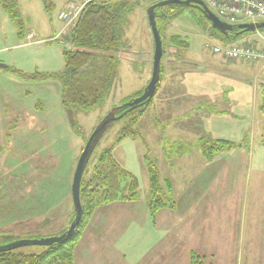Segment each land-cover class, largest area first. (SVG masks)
<instances>
[{
    "label": "rangeland",
    "instance_id": "obj_1",
    "mask_svg": "<svg viewBox=\"0 0 264 264\" xmlns=\"http://www.w3.org/2000/svg\"><path fill=\"white\" fill-rule=\"evenodd\" d=\"M17 1L25 23L24 38L0 4V246L15 242L5 238L10 235L48 239L69 228L74 212L72 180L84 147L114 108L129 103V98L148 86L155 49L147 16L152 3L130 0L136 7L126 16L121 35L125 48L110 95L90 112L65 109L60 81L22 78L11 71L43 76L65 69L63 53L67 45L72 48L70 32L75 26L63 31L58 15L65 0H48L54 4L52 10L46 9L44 0ZM162 8L180 15L172 21L158 19L164 41V76L137 129L161 173L162 185L168 179L179 192L178 215L188 210L193 197L204 198L195 212L203 217L209 239L213 238L217 248L214 254H198L205 264H264L260 262L264 261V237L261 243L253 232L264 234V115L259 109L262 95L258 88L264 82V61H228L215 54V46L228 45L211 31L196 5ZM176 35L189 41V50L172 48L169 38ZM234 44L252 45L264 53V31ZM177 58L188 62L180 63ZM178 69L196 74L195 80L184 84L187 93L203 96L202 118L193 119L191 106L184 105L181 97L169 113L164 109L161 113L158 101L154 102L171 70ZM168 87L171 92L176 89ZM138 112L135 109L112 122L90 157L87 179L100 153L116 144L126 121ZM175 116L184 117L186 123L172 126L174 137L167 133L172 128L165 123ZM196 129L204 131L199 139L193 137ZM216 140L231 143L240 152L219 153L215 145V157L209 162L203 146L209 145L211 151ZM184 152L187 161L181 164ZM113 154L137 178L139 200L95 212L80 234L75 264H186L184 255L172 254L179 224L173 232H163L165 227L159 225L164 221L157 220L155 239L150 238L151 216L144 203L150 188L146 147L139 139L125 138L115 145ZM182 171L191 174L184 180ZM44 250L41 246L19 248L35 254Z\"/></svg>",
    "mask_w": 264,
    "mask_h": 264
},
{
    "label": "trees",
    "instance_id": "obj_2",
    "mask_svg": "<svg viewBox=\"0 0 264 264\" xmlns=\"http://www.w3.org/2000/svg\"><path fill=\"white\" fill-rule=\"evenodd\" d=\"M47 10H52L53 4L44 0ZM4 13L12 20L20 31V37L24 38L23 28L24 20L21 17L19 4L17 0H0ZM154 5V4H151ZM136 7L135 2L130 0H114L95 2L89 4L83 11L75 26L70 32L71 49L64 50L65 69L59 73L48 74L43 76H29L22 74L17 70H11L22 78L29 79H49L58 80L61 83V100L65 109L80 110L90 112L97 108L111 93L114 81L118 74L120 56L124 52L122 41V32L126 16L133 12ZM158 19L161 21L167 19L172 21L180 13H166L163 8H158ZM202 16L204 14L201 12ZM207 19V18H206ZM208 20V19H207ZM211 26V23L208 21ZM159 28V25H158ZM160 33L161 29L159 28ZM211 31L216 33L221 42L225 45L233 44L244 36L253 34V32L240 33L236 29L229 35H224L211 26ZM264 31V29L260 30ZM237 33H240L237 35ZM162 35V33H161ZM163 37V35H162ZM172 48L189 50L190 43L181 36H172L169 38ZM164 48V41H163ZM165 52V51H164ZM163 58V57H162ZM10 70V68H7ZM162 66L160 71V80L162 79ZM160 86V81L158 88ZM262 100L259 109L264 115V82L258 87ZM144 91L138 93L135 97L129 98L134 100ZM130 100V101H131ZM152 100L138 107V113L135 117L126 121L121 129L116 144L113 147L104 149L94 166L93 174L86 178L84 172L81 184V197L83 204L82 220L78 230L70 237L65 238L60 243H55L45 247V250L39 254L20 252L19 249H5L0 251V264H75L76 250L81 241V233L88 219H91L95 212L102 207L110 206L116 203H136L139 200V182L137 178L125 170L114 157L115 145H120L125 138L139 139L147 149L145 160L148 166L149 176V194L147 196V206L153 223H156L157 214L165 209L176 210L177 202L174 197L171 182L166 179L165 185H162L161 173L154 161L150 158L149 147L145 138L137 129V124L144 116L147 107L152 105ZM130 107L122 105L114 108L110 113L111 116L126 118L131 111ZM120 119V118H119ZM76 132L78 129L76 128ZM105 134V133H104ZM103 134V135H104ZM103 135L99 138L97 145ZM214 143V142H213ZM97 145L93 152H95ZM217 145V148L216 146ZM228 145V146H226ZM209 150V145H204V153L208 159L215 156V148L218 152L233 148L231 143L216 140ZM167 181V184H166ZM75 219V213L70 224ZM63 231L60 235L67 232ZM35 238L33 236H28ZM7 239L20 240V236H7ZM12 242V241H11ZM190 264H205V258L196 253L191 254Z\"/></svg>",
    "mask_w": 264,
    "mask_h": 264
},
{
    "label": "crops",
    "instance_id": "obj_3",
    "mask_svg": "<svg viewBox=\"0 0 264 264\" xmlns=\"http://www.w3.org/2000/svg\"><path fill=\"white\" fill-rule=\"evenodd\" d=\"M67 2H68V0H65L62 3V6H63L62 8H64L66 6ZM177 59L181 63L180 60H182V59H179V58H177ZM186 62H188V60H186ZM186 62L184 60H182L183 64ZM170 74H172V75L169 76L168 79H166L162 83V86L157 93V97L154 100V102L158 101L156 103H158L157 105H158V108H160V112L162 113L163 109H164L165 111H167V113H169L173 108L171 106L176 105L178 103V100H179L178 98L181 97V100L184 101V105H186L188 103V105L191 106L190 108L192 109V115L194 116V118H193V116H192V118L197 119L199 115L202 118L203 114L201 112L204 111L203 96H196V95H192V93H187L186 87L184 84L185 81L190 82L191 81L190 79L195 80V78H197L196 74L189 69L188 70L178 69V70H173V71L171 70ZM165 78L166 77H164V79ZM168 86H173L176 89H174L171 92L169 90ZM156 103H154L153 105H156ZM184 123H186V122H185L184 117H182V116H179V117L175 116V117H171V118L167 119L165 125L167 127L171 126V128L173 129L172 130V129L167 128L166 129L167 133H169L171 136L175 137L176 134L173 133V132H175V128H173L172 126H175L177 124L184 125ZM192 132H193V137H195L196 139H199L201 136L204 135L203 129H202V131L199 129H196V130H193ZM161 133H163V132H161ZM231 149H233L232 150L233 152L234 151L240 152V150H238V148H229V149H224V150H226L228 152ZM185 153L186 152H184L182 157H181L182 158L181 164H184L187 161V160H183V157H185L187 155ZM188 153H190V152H188ZM191 154H192V152H191ZM204 155H205V153H204ZM205 157H206V155H205ZM213 158L209 159V162L212 161ZM182 172H184L186 174L185 176H183L184 180L187 179V176H189L191 174L188 171H182ZM173 193H174V197H175L176 202H177L176 210H170L171 212L168 209L162 210L157 214V219H156V221L157 220H163L164 221L163 225L162 224L159 225V226L165 227L163 232H166L167 230L172 231V230L176 229V226L178 224L180 226V228H179L180 234L179 233L174 234L175 235L174 238H177V244H176V248L173 249V247H172V249L174 250V251L172 250V254L177 255V253H180V255H181L180 257H183V255H184L186 257L185 258L186 264H190L191 260H190L189 256H191L192 253L214 254L217 251V248L213 247V238H212V240L209 239V232H207V230L205 229L203 217L199 216V214L197 212H195L198 210V206L204 201V198L202 196H198V195L196 198L193 197L189 201V203H187L189 205L188 210L185 211V209H184L183 212H181V214L178 215L179 207H178V198L177 197H179V192L178 191L175 192L173 190ZM147 196H148V194L146 195V197ZM144 203L146 204V207L148 210L147 200ZM116 204L119 205L118 203H116ZM126 204L131 205L130 203H126ZM126 204L122 203V205H126ZM132 205H134V204H132ZM150 224H151V227L149 228V230L151 231V234H152V236L150 238L155 239L153 233L155 231L157 222L153 223L152 219L150 218ZM253 232L256 236H259L260 238L264 237L263 236L264 234L260 235L261 231L259 234L257 231H253ZM213 237H214V239H217V235L216 236L213 235ZM237 237H238V234L236 233L234 236L235 242L237 240ZM222 239H223V237H222ZM262 241H263V239L261 238V243H262ZM224 243L227 244L226 241H224ZM150 246L151 245H149V248H150ZM177 246H180V247L177 248ZM144 247H145V245H144ZM168 251H170V250L166 249L165 252H168ZM222 252H225V251H222ZM260 262L264 263L263 260H261ZM237 264H240L239 261H237Z\"/></svg>",
    "mask_w": 264,
    "mask_h": 264
},
{
    "label": "water",
    "instance_id": "obj_4",
    "mask_svg": "<svg viewBox=\"0 0 264 264\" xmlns=\"http://www.w3.org/2000/svg\"><path fill=\"white\" fill-rule=\"evenodd\" d=\"M173 5H180V6L196 5L197 8L204 14V16L211 23V26L215 30L219 31L224 35H229V33L234 32L236 29L241 30L240 33L242 34L244 32L256 33L264 29V22L245 23L239 25L227 24L226 22L218 18L215 14H213L207 8L204 2H202L201 0H164L150 6L147 10V16L155 45L152 78L148 86L145 88L144 92L139 97L135 98L134 100H131L129 103L126 104V106L130 107L129 110L137 109L138 107L144 105L145 103L150 102L151 100L154 99L156 95V92L158 90V84L160 81L161 62H162V57L164 55L163 38L158 28L156 10L164 6H173ZM240 33H237V35H239ZM124 114H122V116ZM122 116L120 117L114 115L111 116V113H109L108 116L102 121V123L95 129L92 136L90 137V139L88 140V142L84 147V150L78 160L73 175L71 193H72L75 219L70 224L67 232L62 235L48 239L47 238L20 239L13 243L0 246V251L5 249H19L28 246H41V247L51 246L55 243L62 242L65 238L72 236L78 230V227L82 220V211H83L81 184H82L84 172L86 170L90 157L97 145L99 138L107 131L109 126L112 124V122L121 118Z\"/></svg>",
    "mask_w": 264,
    "mask_h": 264
},
{
    "label": "built area",
    "instance_id": "obj_5",
    "mask_svg": "<svg viewBox=\"0 0 264 264\" xmlns=\"http://www.w3.org/2000/svg\"><path fill=\"white\" fill-rule=\"evenodd\" d=\"M114 0H69L66 8L59 12L58 18L64 23V30L73 27L86 7L95 2ZM158 2L160 0H144ZM218 18L230 25L264 22V0H201ZM213 52L224 55L229 60L264 61V53L256 47H243L231 44L215 46Z\"/></svg>",
    "mask_w": 264,
    "mask_h": 264
}]
</instances>
